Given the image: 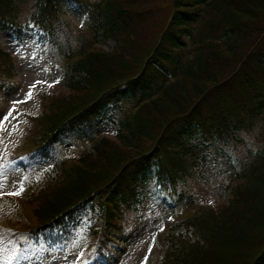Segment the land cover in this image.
I'll use <instances>...</instances> for the list:
<instances>
[{"label":"trees","instance_id":"trees-1","mask_svg":"<svg viewBox=\"0 0 264 264\" xmlns=\"http://www.w3.org/2000/svg\"><path fill=\"white\" fill-rule=\"evenodd\" d=\"M67 2L80 1L0 0V30L19 43L34 35L49 61L70 71V93L50 98L37 138L16 146L40 143L26 158L28 172L53 162L26 197L35 204V220L23 226L30 240L66 251L84 212L91 237L100 224L125 238L124 219L140 210L162 215L165 193L180 218L158 264H264L262 126L260 150L239 154L243 136L264 120V0H100L82 31L62 10ZM106 42L114 49L97 47ZM15 68L0 48V90ZM131 98L133 112L125 107ZM104 121L114 123V139L99 137ZM84 139L88 149L65 167L64 142ZM203 152L200 160L209 156L240 182L227 204L191 210Z\"/></svg>","mask_w":264,"mask_h":264},{"label":"rangeland","instance_id":"rangeland-1","mask_svg":"<svg viewBox=\"0 0 264 264\" xmlns=\"http://www.w3.org/2000/svg\"><path fill=\"white\" fill-rule=\"evenodd\" d=\"M79 1L63 3L62 10L67 13L72 24L82 31L88 26L89 5L100 0ZM167 10L163 8L159 14L157 22L160 26L165 24ZM97 47L109 52L114 49V44L106 42ZM0 48L15 57L16 64L15 77L7 88L0 90V264H158L167 244L164 235L176 220L168 211H163V216L157 210L149 215L140 210L137 215L125 218L120 229V233L124 231L125 238L121 235L111 237L113 233L104 228L93 238L81 231L78 243L72 248L67 247L66 251H61L57 246L51 248L48 244H35L26 239L27 231L20 221H24L25 217L30 221L35 220L32 215L35 204L28 205L26 197L46 182V175L50 173L53 162H45L36 172H28L18 166L19 155L15 150L19 143L27 139L32 142L37 138L39 126L36 119L47 111L49 99L62 98L70 93L67 88L68 71L62 69L61 65L51 63L37 49L35 37L30 33L25 34L19 43L10 31L0 30ZM57 80L59 82L54 83ZM49 84L53 86L49 87ZM29 91L33 93L31 98L27 96ZM134 101L126 102L125 107L130 109L135 104ZM13 108L15 111H12ZM261 126L264 129V120L256 124L251 135L243 136L239 152L241 156L260 150L261 138L258 144L254 136L260 137L258 130ZM114 130L110 122L104 121L99 126L98 134L100 137L113 139ZM85 143L88 144L85 139L77 143L64 142L61 156L76 160L83 150L88 149L89 144ZM27 148L28 146H21L19 153ZM202 155L204 152L199 154L198 159ZM197 172V182L191 181L190 184L197 196L198 202L195 203L199 204L192 205L191 210L203 204L206 206V203L212 207L227 204L230 189H234L240 182L233 178L226 166L212 161L209 156L205 161H199ZM51 177L54 180V176ZM21 184L24 191L20 196L7 194L18 190ZM18 209H22V212ZM85 221L86 215L80 219L79 225L82 224L86 231L88 222Z\"/></svg>","mask_w":264,"mask_h":264},{"label":"snow or ice","instance_id":"snow-or-ice-1","mask_svg":"<svg viewBox=\"0 0 264 264\" xmlns=\"http://www.w3.org/2000/svg\"><path fill=\"white\" fill-rule=\"evenodd\" d=\"M58 82L59 81L57 80L54 83H58ZM37 83H42V82L41 81H37ZM48 86L49 87H52L53 85L52 84H49ZM33 87H34V85H33ZM32 95H33V93L31 91H29V93L27 94L28 98H31ZM22 102H26V101H22ZM12 111H15V108H13ZM23 191H24V186H23V184H21L19 186L18 190L14 191V192H9L7 194L8 195H12V196H20L23 193ZM161 230H163V229H161Z\"/></svg>","mask_w":264,"mask_h":264}]
</instances>
